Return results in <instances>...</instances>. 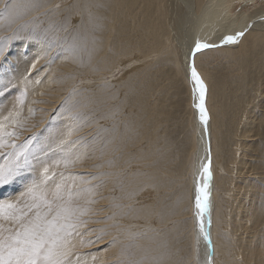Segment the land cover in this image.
<instances>
[{
	"label": "rangeland",
	"instance_id": "rangeland-1",
	"mask_svg": "<svg viewBox=\"0 0 264 264\" xmlns=\"http://www.w3.org/2000/svg\"><path fill=\"white\" fill-rule=\"evenodd\" d=\"M78 1L0 0V43L7 44L0 55V123L6 131L16 133L4 139L21 145L34 134L36 137L32 141L34 167L22 170L12 184L0 186V202L20 197L31 179L39 175L40 162L50 163L64 156L57 146L71 129L70 139L77 141L73 156L81 158L73 167L57 171L90 180L89 185L80 187H93L94 192L90 197L93 203L87 202L89 197L79 201L88 209L82 217L88 221L86 229L92 230L83 240L94 241L82 244L81 237L72 240L73 252L80 254V264H107L105 254L114 243L120 244L118 251L124 257L121 264H184L182 250L185 249V258H192L191 229L187 206L179 202L189 191L194 146L190 140L189 98L181 80L182 96L175 95L176 75L171 61L173 54L178 57L183 45L176 42V37L179 40L184 34L177 33L174 23L175 13L183 5L177 0H163L164 23L170 25L164 38L169 40L166 49L170 48L171 55H159L158 50L153 54L138 52V48L135 57L134 53L130 55L133 65L124 58L112 57L108 59L109 67H101L100 73L87 69L80 74L83 63L92 60L95 68L102 57L84 48L101 31L96 25L88 28L83 24V12L76 6L86 2ZM209 1L214 7L215 1ZM260 1L263 0H230L225 4L227 10L235 11L227 17L232 21L244 9L248 15L257 12L261 6L254 2ZM104 6H100L102 15L107 13ZM126 21L130 23L129 15L124 17ZM225 25L220 21L206 34L219 32ZM248 52L242 62L225 60L224 54H219L214 63L222 73L220 99L216 101L222 102L217 103V110L224 117L222 139L214 137L213 144L215 147L220 143L228 159L227 172L235 173L232 177L222 176L232 194L227 201L232 212V237L225 246L233 253V258H227L220 251L222 264H264V43ZM73 56H83L84 62L79 59V63H71ZM197 63L205 74L215 72L211 69L215 65L207 68L202 57ZM135 98H139L137 103H133ZM154 113L163 114L156 130ZM110 135L115 137L111 140L123 145L113 144L116 152L111 151L106 163L104 146ZM236 150L240 152L238 156ZM0 151L5 153L0 155V164H5L12 149L6 146ZM216 154L218 158L219 152ZM108 166L114 168L109 170ZM147 209L152 219L145 221L141 213ZM186 263L192 264L189 259Z\"/></svg>",
	"mask_w": 264,
	"mask_h": 264
},
{
	"label": "bare ground",
	"instance_id": "bare-ground-1",
	"mask_svg": "<svg viewBox=\"0 0 264 264\" xmlns=\"http://www.w3.org/2000/svg\"><path fill=\"white\" fill-rule=\"evenodd\" d=\"M79 1L80 3L86 2L85 5L79 4L76 6V10L79 9L81 10V12H83V17H84L83 24L87 25L88 28L90 26L92 28L93 26L96 25V28L99 27L101 31V33H99V37H97V39L95 40H89V42H86L84 48L87 50L89 49V53H93V56L99 58L102 57L101 58L102 60L100 61L101 62L100 65H97L95 68H93L94 65L92 66V63L94 62L92 60L83 63L80 66V70H79L80 74L81 71L87 69L90 73L91 72L100 73L101 67L104 68L109 67L108 59L112 57L116 58V60H118V58L119 59L124 58V60L126 59L127 62L130 61V63L132 64L133 57H135V52L137 51L138 48H140L138 52L153 54L155 53L154 51L158 50L157 53H159V55H163L164 53H168L171 55L170 48L166 49L167 42L169 40L164 38L169 33L170 25L165 26L164 23L165 15H166V11H165L166 7L163 4L164 3L163 0H79ZM177 1L178 4L180 3L181 5H183V9L181 8L180 11L177 9L178 11L177 13H175L176 14L174 20V23L176 24L175 29H177V33L178 32L183 33L184 38H180L178 40V37L175 36L177 38L176 42H180V44L183 43V45H180L181 50L180 53L177 54L178 57L175 54L171 56L172 67L175 69L174 75H176V78L174 77L173 80L175 82L174 84L176 88L175 95L180 96L182 94L183 88L182 86L179 85V80H181L189 98L188 107L191 114L190 140H191V146L192 147L194 146L193 159H192V163H190L191 169H190L189 191L188 194L186 193V196L185 195L182 196L179 202L181 206L183 207L185 205L187 206L188 214L190 217L189 223L191 229L190 239L192 242V256H191L192 258H190V256L185 258V249L181 251V258H183L184 264H187L186 259L191 260L192 264H206L209 258H211V264H222L220 261V251L223 252L221 255H223L224 257L233 258V253L231 248L229 246H225V244L228 242V238L232 237V228H231L232 212L230 213V208L227 205L228 204L227 201H229V196L232 194L229 193L228 191V183L224 182V180L222 181L223 179L222 176L229 175L232 177L234 176L235 173L233 171L231 174L227 172L229 169L225 164L228 163L227 161L228 159L226 158V153L220 150V147L223 149L220 143H216L215 147L213 144L214 137L216 139H219L220 135L222 136L223 134L222 121L224 117L222 116L223 114L221 110L219 108L217 110L218 102L216 101L217 99H220V85L222 84V80L220 78L222 73L218 71L214 63L217 60V58L220 57L219 54L221 55L224 54L223 56L225 60L228 61L238 60L242 62L244 56L249 55L248 52L249 49L252 50L257 45L259 44L261 45L262 43H264V0L260 1V3L258 4H256L257 2H254L255 3L254 5L258 6L260 4L259 6H261L259 7L260 9L257 12L248 15L247 9H244V12L240 10L239 13L236 15V18L233 19L232 21L231 18L229 19V17H227V15L228 16L232 15L233 12L235 11L234 10L235 8H230L227 10V7L225 5L230 0H212L215 1L214 7L210 5V3L212 2H210L209 0H177ZM98 4H100V6L101 5L103 6L105 4L104 7H107L106 14L102 15L103 10ZM127 15H129L130 23L128 21L123 22L124 17H126ZM155 15H157V18L159 19H157ZM220 21L226 22L227 25L222 27L221 31L219 32L216 31L214 33L206 34L208 33L210 27L219 25ZM240 32H243L244 35L242 37H238L235 43L226 42V37L235 36L237 33ZM87 37L89 39L91 38L89 31H87ZM197 41L214 46L206 49H201L199 52H195L194 49ZM256 52L257 51H255V53ZM133 53L134 56L131 58L130 55H132ZM200 57H202L203 60H206L207 68L212 63L215 65V67H211L212 71L213 70L215 71L213 74L211 72L208 73V71H207L208 74H205L202 67L198 66L197 62ZM250 57H252V55ZM79 59H81L84 62L83 56L82 58ZM79 59H77L76 56H73L71 58V63L73 64L75 62L79 63L80 62ZM192 63L195 64L196 71L198 72L204 84L206 85L205 107L207 109L209 116V120L207 123V131L204 130L205 126L201 123L199 119L200 114L198 108L196 107V104L198 103V91H196L195 83L191 78L190 65ZM244 81H246V79ZM223 95H221V98L223 97ZM128 97H131V95ZM134 100L135 101H133V103H137L139 98H135ZM140 103L145 107V103L143 101H141ZM140 103L138 107L140 108L141 111H143L144 107H141ZM221 103L218 104L221 105ZM178 104L179 106L181 105L179 101ZM133 106H137V105H133ZM161 116H163V114L154 113V117H153L155 123L153 126L154 130L158 129L159 122L160 120H162ZM141 125L142 123L137 127L141 128ZM113 137L114 136L108 137L109 139L105 140V146H104L105 150L103 149L102 146V149L105 151L104 154L106 155V163H107V157L111 155V151L113 153L116 152V148L112 150L113 144L116 142L113 141V139L115 138ZM111 138L113 139L111 140ZM117 144L120 143L116 142V146ZM218 144L220 145V147ZM120 145H123V143H121ZM120 149L121 148L119 147L118 151ZM218 152L219 154L217 158L216 153ZM238 153L240 154V152L237 151L235 156H238ZM86 154L84 155V157L86 156ZM209 163H210V171H211V179L208 181L209 187L207 189L209 193V199H208L209 207L208 210L203 214L204 229L208 233L209 239L205 240L203 233H201L200 231V223H199V218L197 216L198 209L196 208V196L198 195L197 187L202 186L205 182L202 173V166ZM214 167H215V171H214ZM108 168L109 170H112L114 167L108 166ZM183 169L184 168L182 167V170ZM143 180L145 181V179ZM106 183H107V187L109 188L110 182L106 180ZM231 185H232V181L230 182L229 187ZM221 195L224 196V199H221ZM231 197L232 196H230V198ZM155 210L156 209H154V212H156ZM150 213H151L150 209L142 210L141 217H143L145 221L147 220V218L152 219L150 217ZM221 237L223 238V241L221 240ZM142 243L145 242L144 241L141 242V245ZM119 246H120L119 243H114L113 246L106 252L104 260H107L106 261L107 264H121V262H123L124 257H122L118 251ZM226 264H232V263L230 261H227Z\"/></svg>",
	"mask_w": 264,
	"mask_h": 264
},
{
	"label": "snow or ice",
	"instance_id": "snow-or-ice-1",
	"mask_svg": "<svg viewBox=\"0 0 264 264\" xmlns=\"http://www.w3.org/2000/svg\"><path fill=\"white\" fill-rule=\"evenodd\" d=\"M243 35L244 33L240 32L235 36H228L226 42L235 43L237 38ZM213 46L197 41L194 51L199 52ZM6 48V43H0V55L4 54ZM190 73L198 91L196 107L199 110V119L207 131L209 116L205 107L206 85L196 71L194 63L190 65ZM8 119L9 117H5V120ZM5 135L13 137L16 133L6 131L5 125L0 123V150L6 146L12 149L7 153V162L0 164V186L12 184L21 175L22 170L34 167L32 160L35 149L32 147V141L36 138L35 134L32 139L21 145L14 141L7 143ZM71 135L70 129L65 139L57 146L64 152L61 159L50 163L40 162L39 175L31 179L20 197L0 202V264H80V254L73 252L72 240L81 237L82 244L94 242L83 240V236L90 234L92 230L86 229L88 221L82 219L87 215L88 209L81 207L79 203L84 197H89L88 203L94 202L90 199L94 194L93 188L80 187L81 184L89 185L90 180L57 171L61 167H73L81 158L80 155L73 156L72 148L77 141H72ZM0 155L5 153L0 151ZM202 173L205 182L197 187L196 208L200 231L205 240H208L203 214L209 207L207 189L211 179L210 163L202 166ZM4 222H7V226ZM82 229L85 231H81ZM206 264H211V258Z\"/></svg>",
	"mask_w": 264,
	"mask_h": 264
}]
</instances>
